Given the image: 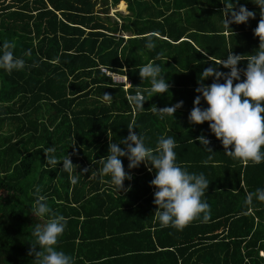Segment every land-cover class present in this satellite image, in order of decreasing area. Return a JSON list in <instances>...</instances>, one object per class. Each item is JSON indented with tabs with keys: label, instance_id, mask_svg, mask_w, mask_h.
<instances>
[{
	"label": "trees",
	"instance_id": "trees-1",
	"mask_svg": "<svg viewBox=\"0 0 264 264\" xmlns=\"http://www.w3.org/2000/svg\"><path fill=\"white\" fill-rule=\"evenodd\" d=\"M193 1L0 0V56L7 41L14 45V58L25 64L10 73L0 68V264H36L29 255L32 246L39 248L34 229L52 218L35 215L38 195L66 218L55 247L72 264H264L258 255L264 252V202L253 197L246 203L248 193L264 189V161L244 165L225 154L208 122H189L204 69L230 72L212 65L209 57L249 51L230 37L227 47L210 23V11ZM122 5L127 15H118L122 23L117 24L107 11L124 12ZM237 29L231 24L226 31L242 42L256 37L249 28ZM153 32L156 46L148 49ZM148 63L161 67L167 93L148 95L149 79L139 77ZM99 67L126 75L132 87L112 84ZM237 67L242 82L247 62ZM212 82L211 77L202 81ZM138 91L145 96L141 111L127 100ZM104 93L111 94L110 102ZM180 101L173 117L153 111ZM199 107L207 108L203 99ZM129 127L153 149L161 137H172L175 164L189 174H204L209 186L201 199L210 206L209 221L202 222L201 213L183 230L162 227L150 162L129 169L127 156L121 157L131 177L123 184L128 191L118 192L111 177L102 175L109 144L125 148L121 142ZM201 136L207 145L199 142ZM47 147L55 148L50 155L61 162L70 156L78 167L70 174L62 163L46 166ZM85 168L89 171L81 174ZM76 174L72 185L70 175Z\"/></svg>",
	"mask_w": 264,
	"mask_h": 264
},
{
	"label": "clouds",
	"instance_id": "clouds-1",
	"mask_svg": "<svg viewBox=\"0 0 264 264\" xmlns=\"http://www.w3.org/2000/svg\"><path fill=\"white\" fill-rule=\"evenodd\" d=\"M257 6L262 13L254 35L259 39V51L256 55L248 56L246 59L247 67L243 71L244 79L241 81V70L237 65L245 60V56L232 54L229 52L226 59L214 60L209 57L212 65L222 66L230 69V72L223 73L214 66H209L201 74L200 86L196 88L198 95L193 101V108L189 115V122L201 125L208 122L212 134L217 140L221 141L225 154L235 160H239L244 165L260 164L264 161V0H257ZM224 27L229 30L231 24H245L248 20L255 17V12L249 11L245 6L236 5L229 2L224 6ZM230 31V30H229ZM157 33L148 34L146 47L154 49L153 37ZM14 45L10 42L3 44V55L0 56V68L9 73L13 70H22L25 66L22 59L14 58L11 49ZM207 56V51H199ZM27 54V53H26ZM121 71L125 72L126 69ZM161 67L148 63L139 71L140 78L149 79L151 88L148 90L149 96L153 94H165L169 90V84L161 76ZM115 74V73H113ZM213 78L210 86H205L202 81ZM127 82V76L122 77ZM223 80V83L219 81ZM234 81H236L234 85ZM129 88L132 87L127 82ZM103 99L111 101L110 93H104ZM201 99L207 104V108L202 110L199 105ZM129 104L135 111L143 110L145 96L139 91L135 95L127 97ZM183 101L177 104L164 107L154 112L160 113L161 118L164 114L173 117L177 109L181 108ZM200 143L207 145L209 141L203 136L197 138ZM121 144L110 143L108 154L103 160L102 175L110 176V183L116 187L118 192L123 188L124 181L131 177L124 171L121 157L127 156L129 169L138 167L141 163L150 162L155 169V178L151 185L156 189L154 203L157 206L156 215L162 227L171 225L177 230H183L192 221L203 213V221L210 220V206L202 201V197L209 186L204 174H189L175 164L176 154L174 152L175 141L172 137H161L155 149L145 146V138L138 136L132 127L128 129V136ZM210 152L211 150L208 149ZM54 147H47L44 150L46 166H57L62 163V170L72 174L76 165H73L70 156H64L62 162L54 155ZM76 149L73 144V153ZM85 168L81 174L87 173ZM79 175H70L72 185L77 184ZM37 193L40 189L37 188ZM253 197L264 202V189H257L254 193L247 194L246 203L251 204ZM34 213L38 217L51 215L46 224H37L33 235L36 237V244L39 246L31 247L29 255L36 258V264H72L71 257L63 251H58L56 245L58 238L63 234L66 226V218L57 215L47 204V198L38 195L35 201Z\"/></svg>",
	"mask_w": 264,
	"mask_h": 264
},
{
	"label": "crops",
	"instance_id": "crops-1",
	"mask_svg": "<svg viewBox=\"0 0 264 264\" xmlns=\"http://www.w3.org/2000/svg\"><path fill=\"white\" fill-rule=\"evenodd\" d=\"M193 2H195L197 4L198 9H204L210 11L209 14H211V21L210 23L213 24L214 28L217 29L218 31H221L220 33L223 35L226 45L228 47V41L227 38L230 37L232 38L231 40L234 41L235 40V44H244L247 47V51H249L248 55H244L247 57L245 58V62L246 59L248 58V56L251 55H256L257 52L259 51V39L256 37L254 39H246L245 41H240L237 40L235 38H233V35L236 34H232L229 35L228 32L226 31L225 27H224V6H226L227 3L231 2L233 4L236 5V9L238 10V8L240 6H245L249 11L255 12V17L248 20L245 24H232L233 28L237 30H243V31H248V28L250 29L249 33H252V35H254V31L258 25V22L261 18V11L260 8L257 6V0H194ZM123 9L125 10L124 6L122 5ZM118 12V11H115ZM211 12H218L219 15H213ZM123 13H127L126 10ZM168 13L165 14V16H167ZM180 16H181V21L183 23L184 19H183V12H180ZM121 35L125 36H121L122 38L126 39L128 38L129 34H123L121 33ZM255 36V35H254ZM243 45V46H244ZM261 258H264V252L259 253L258 254Z\"/></svg>",
	"mask_w": 264,
	"mask_h": 264
},
{
	"label": "built area",
	"instance_id": "built-area-1",
	"mask_svg": "<svg viewBox=\"0 0 264 264\" xmlns=\"http://www.w3.org/2000/svg\"><path fill=\"white\" fill-rule=\"evenodd\" d=\"M99 71L101 73H104L105 76L109 77L111 79L112 84L114 85H121L122 90L127 89V82L121 77L117 76L115 74L108 73L105 68L99 67Z\"/></svg>",
	"mask_w": 264,
	"mask_h": 264
},
{
	"label": "rangeland",
	"instance_id": "rangeland-1",
	"mask_svg": "<svg viewBox=\"0 0 264 264\" xmlns=\"http://www.w3.org/2000/svg\"><path fill=\"white\" fill-rule=\"evenodd\" d=\"M115 11H117V10H116L114 7H109V8H108V11H107V16L109 17L110 20H112V21H116L117 24H121L122 21H121V19H119L118 15H119V16H126L127 13L125 14V13H123V12H115ZM119 36H123V35L119 34ZM123 37H125V36H123ZM6 128H7V127L4 126V129H6ZM259 257H260V256H259ZM260 258H261V257H260ZM262 259L264 260V258H262Z\"/></svg>",
	"mask_w": 264,
	"mask_h": 264
}]
</instances>
